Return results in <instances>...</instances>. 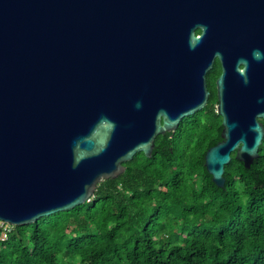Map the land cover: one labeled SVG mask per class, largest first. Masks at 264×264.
I'll list each match as a JSON object with an SVG mask.
<instances>
[{
  "label": "water",
  "instance_id": "95a60500",
  "mask_svg": "<svg viewBox=\"0 0 264 264\" xmlns=\"http://www.w3.org/2000/svg\"><path fill=\"white\" fill-rule=\"evenodd\" d=\"M260 21L264 0H0V220L72 209L152 157L208 103L216 58L223 130L206 167L219 187L233 152L250 168L264 139Z\"/></svg>",
  "mask_w": 264,
  "mask_h": 264
},
{
  "label": "trees",
  "instance_id": "16d2710c",
  "mask_svg": "<svg viewBox=\"0 0 264 264\" xmlns=\"http://www.w3.org/2000/svg\"><path fill=\"white\" fill-rule=\"evenodd\" d=\"M220 73L214 64L208 103L159 134L152 157L138 152L85 203L5 240L0 227V264H264V139L250 168L232 153L224 187L206 167L222 140Z\"/></svg>",
  "mask_w": 264,
  "mask_h": 264
},
{
  "label": "flooded vegetation",
  "instance_id": "af4514ba",
  "mask_svg": "<svg viewBox=\"0 0 264 264\" xmlns=\"http://www.w3.org/2000/svg\"><path fill=\"white\" fill-rule=\"evenodd\" d=\"M254 22H257V21H254ZM197 33H199V32L197 31ZM251 47H252V49L254 51H256L257 53H260V54H262L264 56V21H260L259 22V26H258V29L256 30V34H255V41H254V43L252 44ZM214 64H218L219 65V68H220L221 73H222V62H221V59L220 58H216ZM240 69H241V71L244 72L246 77L249 76L250 70L246 68V66H245V64L243 62H241V64H240ZM221 73L219 74V76L221 75ZM218 77L216 78V81H217ZM216 87H217V82H216ZM258 118H259V121L261 123H263V125H264V116H259Z\"/></svg>",
  "mask_w": 264,
  "mask_h": 264
},
{
  "label": "built area",
  "instance_id": "2783aa9c",
  "mask_svg": "<svg viewBox=\"0 0 264 264\" xmlns=\"http://www.w3.org/2000/svg\"><path fill=\"white\" fill-rule=\"evenodd\" d=\"M0 227L3 229L2 239L5 240L9 237V233L12 230V225L3 220H0Z\"/></svg>",
  "mask_w": 264,
  "mask_h": 264
}]
</instances>
